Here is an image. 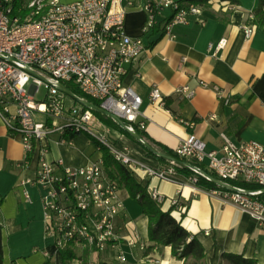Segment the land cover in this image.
<instances>
[{
  "label": "built area",
  "instance_id": "obj_1",
  "mask_svg": "<svg viewBox=\"0 0 264 264\" xmlns=\"http://www.w3.org/2000/svg\"><path fill=\"white\" fill-rule=\"evenodd\" d=\"M130 7L147 13L140 36L126 31ZM165 10L170 15L163 33L171 39L176 37L172 31L175 23L205 20L204 7L190 4L183 8L178 0H141L138 4L134 0H0V118L8 132L19 136L27 159L39 152L35 179L21 180L19 185L28 201L27 184L41 189L46 234L57 253L74 247L75 261L82 260L86 251L97 254L112 244L117 238L115 221L123 214L125 203L121 187L105 169L103 154L81 167H67L61 159L50 161V145L44 141L52 135H59L64 143H71L74 135H87L135 178L143 172L170 180L178 166L193 171L189 179L194 185L200 176L213 183L212 177L217 178L230 188L218 185L209 191L264 226V141L235 142L223 134V147L210 149L196 133H190L173 155L189 165L169 159L165 168L152 167L120 147L110 127L82 103L96 99L129 129L145 130L148 120L142 112L143 99L125 85L124 76L129 65L149 48L147 37L160 25L159 16ZM252 20L253 15L242 26L247 37L255 30ZM226 44L227 39L221 38L217 44L210 43L209 50L216 52ZM200 84L208 86L203 80ZM42 86L46 94L40 100L37 95ZM176 92L185 99L196 94L189 84ZM218 96L225 104L231 103V94L219 89ZM150 99L167 107L166 96L157 86L151 89ZM148 192L162 204L163 197L155 188ZM178 202L177 197L172 199L173 205ZM128 244H138L142 251L147 248L135 227ZM125 258L120 252L118 260Z\"/></svg>",
  "mask_w": 264,
  "mask_h": 264
},
{
  "label": "crops",
  "instance_id": "obj_2",
  "mask_svg": "<svg viewBox=\"0 0 264 264\" xmlns=\"http://www.w3.org/2000/svg\"><path fill=\"white\" fill-rule=\"evenodd\" d=\"M73 1V0H63ZM139 3L141 0H134ZM240 4L212 0L204 8V22L175 23L174 39L164 35L163 26L170 15L165 10L158 25L147 37L149 48L134 60L124 76V83L143 99L142 112L148 120L145 132L157 150L174 151L182 139L196 133L210 149H221L223 134L235 142L264 141V28H255L247 37L243 24L258 7L259 0H239ZM220 16H228L223 22ZM147 13L139 7L127 8L125 28L132 36L142 35ZM158 32H155V30ZM221 38L227 44L210 51V43ZM186 57V60H184ZM206 81L208 86L200 84ZM189 84L196 94L191 99L176 91ZM157 86L166 96L167 107H160L150 99L151 89ZM221 89L231 94V103L225 104L218 96ZM110 134L120 147L152 167H163V162L135 137L110 127ZM48 159H61L67 167H81L98 159L102 152L85 134L72 137L71 143L61 141L59 135L49 140ZM154 143H159V147ZM39 152L26 158L19 136L8 132L0 118V233L4 248L3 264H61L53 240L45 230L41 189L33 184L25 187L31 201L25 199L19 183L34 180L37 174ZM136 177L139 182L155 188L163 197L162 209L172 206L178 198L172 215L182 220L184 227L196 234L203 243L207 264L220 262L223 252L243 254L264 264V226L220 195L191 183L189 176L178 173L172 179L158 176ZM125 210L115 221L117 238L102 252L90 253L89 264H183L172 255L171 247L155 245L148 239V218L140 205L121 188ZM131 223L125 226L126 222ZM135 227L145 251L128 244L131 228ZM209 234H206V232ZM153 246L151 250H148ZM125 260L119 261L120 252ZM46 252L48 253L46 255ZM82 264V260L76 261ZM74 264V263H73Z\"/></svg>",
  "mask_w": 264,
  "mask_h": 264
},
{
  "label": "trees",
  "instance_id": "obj_3",
  "mask_svg": "<svg viewBox=\"0 0 264 264\" xmlns=\"http://www.w3.org/2000/svg\"><path fill=\"white\" fill-rule=\"evenodd\" d=\"M212 0H178L179 4L183 8H187L190 4L200 5L206 9L211 7ZM229 1L232 4H240L239 0H222ZM252 23L255 28H264V0H259L258 7L253 11ZM223 22H228V16H220ZM159 29L155 30L158 32ZM91 101L100 105V102L96 99ZM95 114L106 124L107 126L119 130L120 132L127 134L112 118L105 116L97 111ZM137 131L143 137H148L145 130L137 128ZM75 136V135H74ZM159 147V143H154ZM159 144V145H158ZM161 148V145H160ZM164 153L168 155H175L174 151L162 149ZM104 166L110 177L116 180L121 188L126 189L129 196L137 201L140 205L142 213L148 218V239L155 245L170 246L172 255L179 260H183V264H207V254L205 247L196 234L188 231L182 220H177L172 211L175 206L173 205L169 210L162 209L161 203L155 201L148 192V185L139 182L134 176H132L120 163H118L106 150H102ZM159 159L163 162H168V158L159 156ZM178 171L186 176H191L193 171L188 166H178ZM213 176L217 177L215 174ZM197 185L206 188L208 190L218 189L219 186L205 177L200 176ZM153 246H150L148 250H151ZM61 264H73L78 258L77 252L74 247H67L61 249L59 252ZM90 252L86 251L82 256V264H89ZM4 261V248L2 242V236L0 233V264ZM212 264L215 261V255L211 259ZM218 264H260L257 259L246 257L243 254L223 252L220 256V262Z\"/></svg>",
  "mask_w": 264,
  "mask_h": 264
},
{
  "label": "water",
  "instance_id": "obj_4",
  "mask_svg": "<svg viewBox=\"0 0 264 264\" xmlns=\"http://www.w3.org/2000/svg\"><path fill=\"white\" fill-rule=\"evenodd\" d=\"M70 94L72 95V92H70ZM82 103L84 105H86L87 107L92 108L94 111H97V112H99V113H101V114H103L105 116H108V117L112 118L122 129H124L126 132L130 133L131 136L135 137L141 144H143L146 148H148L151 152H153L158 157L159 156L166 157L168 159L176 160V162L189 165L188 162L179 160V159L175 158L172 155H168V154H166V153H164L162 151L157 150L149 141L144 139V137L141 136V134L137 130L129 129V127L126 125V123L120 117L109 113L108 111H106L105 109L101 108L100 106L94 104L93 102H90V101H87V100H82ZM212 179H213L215 184L230 188L223 181H221V180H219L217 178H214V177H212Z\"/></svg>",
  "mask_w": 264,
  "mask_h": 264
},
{
  "label": "rangeland",
  "instance_id": "obj_5",
  "mask_svg": "<svg viewBox=\"0 0 264 264\" xmlns=\"http://www.w3.org/2000/svg\"><path fill=\"white\" fill-rule=\"evenodd\" d=\"M45 94H46L45 87L42 86V87H41V92L37 95V98L40 99V100H43ZM136 247L139 248V245L137 244ZM73 263H74V264H79V262H76V261H74ZM100 264H106V263H104V262H100Z\"/></svg>",
  "mask_w": 264,
  "mask_h": 264
}]
</instances>
